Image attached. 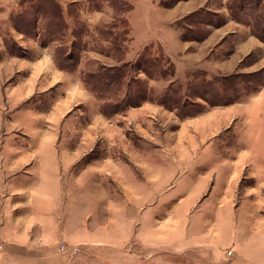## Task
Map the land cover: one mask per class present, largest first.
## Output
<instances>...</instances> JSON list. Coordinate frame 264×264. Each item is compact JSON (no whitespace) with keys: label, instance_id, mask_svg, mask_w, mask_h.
<instances>
[{"label":"crops","instance_id":"crops-1","mask_svg":"<svg viewBox=\"0 0 264 264\" xmlns=\"http://www.w3.org/2000/svg\"><path fill=\"white\" fill-rule=\"evenodd\" d=\"M198 1L179 0L161 10L153 4V8L150 7L148 3L135 7L130 15V41L127 44L130 49L126 51L125 59L88 47L83 50L75 69H62L56 64L51 46L41 48L37 56L31 58L3 57L0 61V237L10 244L8 246L24 250V254L35 251L45 257L52 241L62 242V236L70 237L69 244L73 246L87 243L84 239H77L80 236L68 233L70 226L75 225V219L69 218L67 213L70 211L64 208L68 203V196L64 194L73 189L82 191L84 179L92 171L86 160L93 154V139L85 132L89 131L92 116L105 120L107 117L101 111V102L84 84L86 70L83 58L89 57L95 68L118 67L136 63L147 48L160 47L172 63L174 74L169 79H149L144 72L137 70L133 76L134 80L146 82L152 95L156 87L162 90L163 95L171 84L188 81L195 73L210 80L225 77L221 76L224 74L230 77L258 73L264 68V42L246 29L238 32L236 26L244 29L241 24L233 23V27L231 22H227L216 27L211 22L205 26L201 23L199 25L201 29L205 27L206 38L184 36L189 30L183 26L177 28L175 24L191 14L195 15L203 6ZM141 8H145L144 26L139 31L134 26L139 23L134 21V14ZM191 24L195 26H188L189 29L196 28L197 23ZM257 52L262 53L255 59ZM107 59L112 63L102 61ZM125 87L127 89V85ZM257 87L259 89H251L252 92L242 102L226 106L230 109L228 111L204 105V110L189 120L202 132L200 143L210 151V155H200L197 160L201 157V160L214 163L216 169L209 174L200 172L196 179L191 176L184 178L182 189L186 185L193 186L196 189L193 203L214 210L211 218L202 214L198 220L202 231L206 232L209 226L210 237L202 234V243L191 253L179 252L178 248L149 249L147 241L139 239L143 250L132 258V264H264V255L261 256L264 252V168L258 162L264 161V154H254L260 146L259 139L255 142L254 152L246 139L248 134L250 137L255 135L257 139L264 133V115H261L264 113V82ZM240 105L244 106L246 113L252 114L244 126L248 133L243 150L248 148L249 151L243 154L229 152L231 149L227 148L226 153L219 152L218 146L222 140L224 142V134L226 144L231 145L240 133L241 126L235 125L230 120L232 116H228ZM129 108L127 118L134 121L138 131L141 129L145 151L141 155L130 151L126 160H123L121 152L114 165L109 163L106 166L108 163L105 161L111 159L110 149L109 155L103 159L106 168L94 169L92 173H102L101 176L107 178L113 175L123 177L124 172H134L133 168L138 166H145L147 173L153 171L148 170L150 167L143 162L149 155H161L163 148L156 151L154 145L159 140L148 137V133L146 135L140 128L143 127L141 123L144 117H150L164 124L165 118L175 111L154 99ZM118 117L123 115L120 113ZM150 130L153 132V128ZM78 131L83 135H75ZM114 141L121 149L122 139ZM94 145L105 147L109 145L108 139H96ZM184 157L181 155L177 160H184ZM242 167L248 175L239 176V181L243 179L249 184L235 185ZM147 182L154 187L161 182V177L155 178L153 174ZM223 226H233L234 231L237 226H249L251 232H243L240 238L236 235L226 237L222 234ZM165 241L175 242L167 237ZM224 243L227 244L225 248Z\"/></svg>","mask_w":264,"mask_h":264},{"label":"rangeland","instance_id":"rangeland-1","mask_svg":"<svg viewBox=\"0 0 264 264\" xmlns=\"http://www.w3.org/2000/svg\"><path fill=\"white\" fill-rule=\"evenodd\" d=\"M23 1L0 0V61L4 59L3 57L20 58L18 55L9 53L6 42L9 45H11V41L16 42V45L11 47L18 51L17 45L21 46L27 53L25 57L30 58L37 56L39 50L43 48L38 38L35 37L36 33L30 36L29 34H21L11 23L16 14L22 11L28 12L29 5ZM177 1L179 0H54L60 6L65 23L69 28L60 30L50 46L54 48L55 55L59 46H64L61 49L66 51L74 46L76 48L75 54H78L80 58L83 50L90 46L89 48L96 52H106L113 57L125 59L126 51L130 49L127 46L130 41V30L128 31V28H131L130 15L135 7L148 3L150 7L153 4L155 8L161 10L172 6ZM198 2L203 6L197 10L195 15L192 16L191 14L175 24L177 28L183 26L189 30L184 34L185 37L206 38L205 27L201 29L202 27L199 25L201 23L205 26L211 22L216 27H222L224 23L231 22L233 27H235L233 23L243 26L244 29L236 26L238 32H244L246 29L248 33L258 38L256 34L259 32L256 25L263 24L264 0L255 8L246 6L247 9L245 8L243 12L236 10L240 4L238 0H199ZM145 8L139 9L134 14V21L139 22L134 25L136 30L142 31ZM246 13L250 17L242 20L243 14ZM48 18L40 14L37 21L39 25H42L48 23ZM256 19H258L257 24ZM191 23H197L196 28L189 29L188 26H195ZM40 32L43 33L41 30ZM72 33L77 35L79 39H74ZM106 41L110 43L107 44ZM78 48L79 50H77ZM159 49L160 47H156L153 52H158ZM257 53L255 59L259 58L262 52ZM96 56L99 57L97 54ZM88 58H83L85 62L83 65L86 72H92L95 65ZM102 61L112 63L109 59ZM161 65L166 68L168 66L165 62ZM156 72L154 78L161 79L158 71ZM131 76L134 74L132 73ZM221 76L225 77L208 80L202 74H191L192 78L190 77L188 81L171 84L163 95L161 94L162 90L159 91L158 87L152 95V91H148L146 82H143V86L139 87L138 81H133L131 93L146 89V100L154 99L158 103L164 96L170 97L172 102L169 103L168 107H165L175 111L165 118L164 124L153 121L150 117H144V122L141 123L143 127L139 126L144 129L143 132L146 135L148 133V137L153 136L159 140L154 145L156 151H159L158 149L161 147L163 148L161 155L153 157L149 155L143 162L150 167L148 170L153 171L147 173L145 166H138L133 168L135 169L134 172H124L123 177L113 175L103 178L102 173H92L94 169L96 171L101 170L106 168L109 163L117 162L116 160L121 157V152L123 153V160H126L128 158L127 153L130 151L139 152L140 155L145 151L141 140V129L138 131L134 121L130 117L127 118V111L130 108L126 107L128 105L125 103L121 104L122 110L118 113L107 112L106 120L92 116L89 121L91 125L89 131L85 132L93 139V154L89 160H86L87 163L91 164L92 171L85 177L81 192L73 189L64 194L68 196L67 207L64 206V208L70 211L67 213L69 218L75 219V225L70 226L68 233L80 236L77 239H84L87 243L73 246L69 244L70 237L62 236L61 238L64 240L62 242L59 240L52 241L48 256L42 257L37 255L35 251L24 254V250L13 249L12 246H8L10 245L8 242L3 241L0 237V264H132V258L143 250L139 244L140 240H146L149 249L170 250L178 248L179 252L186 253H191L194 249L197 250V245L202 243V234H208L207 237H210L211 233V229H208L209 226L206 228V232L202 231V226L198 221L199 217L206 214L207 217L211 218L215 212L210 207H204L203 204L193 203L196 189L190 185H186L182 189L183 181L188 176L196 179L200 172L209 174L216 169V165L201 160V157L197 160L200 155H210V151L206 145L203 146L200 143L203 137L202 132L198 130L197 125L189 122L190 117L199 115L204 110V105L208 108L214 106L208 104L207 100L216 104L215 106H218L220 110H230L226 106L233 102H242L251 89H259L257 86L264 82V68L258 73L239 74L230 77L224 74ZM169 78L170 76H166L164 79ZM128 80L129 78L123 79L124 87L120 95L125 94L127 90L125 86ZM113 91L115 90L113 89ZM116 94L119 95L118 90ZM201 96H205L207 99ZM185 101L188 105L183 108L181 104ZM242 105L228 115L232 116L230 120H233L235 125L241 126L239 128L240 133L236 135L231 145L226 144V134H224L222 137L224 142L222 140L221 145L218 146L219 152L226 153L227 148L231 149L229 152L243 154L249 151L248 148L243 150L245 147L243 143L248 133L244 126L250 117L249 115L252 114L246 113ZM188 112L191 113L184 115ZM120 113L123 115L122 118L118 117ZM255 115L259 116L260 114ZM261 115L263 116L264 113ZM228 116H224V118ZM236 116H238L237 119H235ZM147 126L153 128V132ZM75 135L82 136L83 132L80 134L78 131ZM250 136L248 134L246 139L250 142L248 145L253 149V152L255 151V142L258 139L260 142L258 143L260 146L254 154L258 156L264 154V133L257 139L254 138L255 135ZM99 138H107L109 145L105 147L94 145L96 139ZM114 139H122L123 146L121 149H119V145L114 144ZM110 149L109 155L107 153ZM106 155L111 156H108L111 159L108 162L105 161L108 163L105 166L103 159ZM181 155H185L184 160H177L181 158ZM258 162L264 168V161ZM241 169L235 179V185L248 183L243 182V179L241 182L239 181V176L248 175V171L243 170V167ZM153 174L155 178L160 175L161 182L151 187L147 181ZM131 182L133 183L132 186H130ZM148 189H151L149 193ZM21 213H25V211ZM225 214L228 213L225 212ZM223 227L222 234L226 237L236 235L237 238H240L243 232L245 234L251 232L249 226L243 228L237 226L236 231L232 230L233 226ZM166 237L175 242L167 243ZM62 246H65L64 250L61 249ZM225 247L227 244L224 243L223 248Z\"/></svg>","mask_w":264,"mask_h":264},{"label":"trees","instance_id":"trees-1","mask_svg":"<svg viewBox=\"0 0 264 264\" xmlns=\"http://www.w3.org/2000/svg\"><path fill=\"white\" fill-rule=\"evenodd\" d=\"M240 1L239 6L236 10L244 11L246 6H253L254 8L256 5H259L262 0H238ZM24 3H28L29 9L28 12L22 11L19 14L13 16L14 18L11 20L13 27L17 29L21 34L27 35L35 34L38 38V41L43 47H48L54 42V38L60 30H67L69 28L65 23L62 10L60 6L54 2V0H24ZM247 9V8H246ZM26 12V13H25ZM40 14L43 16L49 17L48 23H44L39 25L37 18ZM264 16V15H263ZM249 14H243L242 20L245 18H249ZM258 19H256V24ZM258 32L256 35L262 41H264V19L263 24L257 26ZM43 31V33L40 32ZM130 28H128V31ZM127 31V30H125ZM127 34V33H126ZM74 39H79L77 35L73 34ZM108 42V41H106ZM16 42L11 41V45L6 42V48L8 49L11 55H18L20 58L25 57L27 53L23 50L21 46L17 45V50H14L11 46H15ZM110 43V42H109ZM112 44V42H111ZM114 44V43H113ZM64 46H59L56 51V64L62 69H75L78 65V54L76 53V48L74 46L70 47V50L61 49ZM90 47V46H89ZM154 48H147L143 51L140 55L139 59L136 63H128L118 67H103L97 66L92 72H85L83 76V81L85 86L95 95V97L101 102L103 108V112L106 113H118L122 110L121 104L125 103L126 107H137L140 106L146 100V93L145 90L143 91H133L131 90V84L134 80L131 74L136 72L137 70H141L144 74L150 78L155 77L156 71H158L159 76L165 78L166 76H172L174 74V68L172 63L163 55V52L158 50V52H153ZM79 50V48L77 49ZM14 51V52H13ZM79 58V59H78ZM165 62L168 66L167 68L164 65H161ZM156 71H155V70ZM169 70V72H168ZM131 72V74H130ZM129 78L127 81V90L125 94L120 95L121 90L124 87L123 79ZM157 79V78H156ZM138 84L139 87L143 86L139 80ZM136 81V82H137ZM113 89L115 91H113ZM117 90L119 95L116 94ZM135 90V89H134ZM120 100H119V97ZM204 99L205 96H201ZM210 105L212 104L211 101L207 100ZM171 98L164 96L161 99L160 103L165 105L166 107L169 106L171 103ZM177 105V103L173 102ZM188 104L186 101L181 104V107L185 108ZM179 109V107H176ZM191 112L184 113V115H189ZM197 113V112H195Z\"/></svg>","mask_w":264,"mask_h":264},{"label":"built area","instance_id":"built-area-1","mask_svg":"<svg viewBox=\"0 0 264 264\" xmlns=\"http://www.w3.org/2000/svg\"><path fill=\"white\" fill-rule=\"evenodd\" d=\"M135 244V243H134ZM62 250L64 249V246H62V248H61ZM229 254H232V252H230Z\"/></svg>","mask_w":264,"mask_h":264}]
</instances>
